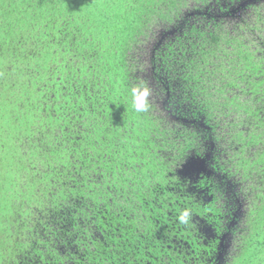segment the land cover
Here are the masks:
<instances>
[{
    "label": "trees",
    "instance_id": "trees-1",
    "mask_svg": "<svg viewBox=\"0 0 264 264\" xmlns=\"http://www.w3.org/2000/svg\"><path fill=\"white\" fill-rule=\"evenodd\" d=\"M180 4L0 0V264L158 263V247L145 245L157 241L158 228L161 235L185 238L193 233L191 222H178L181 211L191 209L197 225V216L207 218L205 210L216 208L208 200L205 206L195 182L190 194L180 169L169 167L207 153L220 174L199 180L211 186L205 192H230L233 201L242 194L241 180L234 177L238 170L259 173L251 229L236 262L247 247L264 248V56L256 60L241 33L227 41L236 43L239 64L227 68L231 79L223 86L237 79L251 85L249 103L240 104L236 96L227 103L243 109L244 119L255 125L249 140L243 129L230 140L258 146L253 158L237 146V171L221 161L226 142L211 124L217 103H204L187 84L202 86L207 59L217 56L223 42L220 32L212 31L207 43H192L185 58L190 47L185 49L184 39L179 59L171 43L168 51L158 49L160 65L151 71L167 94L166 109L182 112L179 119L200 136L198 142L173 141L179 151L166 161L161 150L169 141L159 137V119L131 107L130 87L138 79L128 54L153 16L177 24L184 36L204 33L195 23L185 24L188 13L179 14ZM218 6L221 14L210 11L206 18L216 22L231 14V4ZM197 63L206 71L192 76ZM188 101L189 109H183ZM250 251L264 264V257Z\"/></svg>",
    "mask_w": 264,
    "mask_h": 264
},
{
    "label": "rangeland",
    "instance_id": "rangeland-1",
    "mask_svg": "<svg viewBox=\"0 0 264 264\" xmlns=\"http://www.w3.org/2000/svg\"><path fill=\"white\" fill-rule=\"evenodd\" d=\"M181 4L178 5L180 8L179 14H186L187 25L195 23L199 26L201 31L204 33L201 36L193 34L183 35L182 32L177 31V24L168 22L166 19H159V17L153 16L154 19L150 20L146 26L144 32L138 37V41L133 45L131 51L128 54V62L132 66L134 76L137 77V84L141 81L146 82L152 89L151 96V107L148 113L154 114L160 121L159 137L161 140L169 141L165 145L164 149L161 150V155L164 156L166 161L174 159V155L179 151L172 145V142L178 140L179 144L185 145L187 142L194 138L193 142H198L200 136L193 135L189 129H186L182 124L180 117H184L182 112L177 111L173 106L166 109L168 105L166 101L167 94L162 89V86L156 82L155 78L151 76V71L155 69L156 65H160V61L156 58L158 55V49L160 51H168V44H173L177 49L174 52V57L179 59L178 54L182 52L179 48L181 40L185 43V49L190 47V52L186 50L183 58L191 53L192 43H207L210 39V33L220 32L223 42L219 45L217 56H211L207 59V71L204 63H197V66L193 67L192 76L195 72H199L201 68L205 69L206 74L202 81V86H195L193 80H190L187 84L190 85L188 90L192 91L198 99H202L204 103L216 102L217 106L215 114L211 117V124L214 126V134L220 136V141L226 142L224 151L222 152L221 161L227 166H232L231 171H237V146L239 144L244 145L243 154L246 156H255L257 147L255 144H248L246 140L237 142L230 140V136L236 134L240 130H244L243 135H247L246 138L249 140V133L252 130L254 124L249 123L246 118L243 109H236L233 104L227 103L232 97L236 96V101L241 103H249L251 95L249 93L251 85H247L242 80H236V83L229 86H223L228 84L227 82L231 79L228 75L227 68L234 69L238 67V57L236 53V43L229 44L227 41L229 38L239 36L241 33V41L251 53L256 56V60H259L264 56V0H177ZM227 3L231 4V14L227 17H222L218 21H212L210 18H206V13L215 11L217 16L221 14L219 12V4L227 6ZM194 6V7H193ZM243 7H246L244 10ZM242 8V9H241ZM174 9L172 13L176 10ZM174 14V13H173ZM182 17L178 22H183ZM216 23H220L219 27ZM166 26H170L166 29ZM185 28V27H184ZM200 34V33H198ZM210 46L207 45L206 48ZM177 54V55H176ZM181 68L179 63L176 68ZM243 66H239L241 68ZM252 77L258 78L250 72ZM190 75V76H191ZM193 79V78H192ZM190 102L182 104L183 109H189ZM168 114V115H167ZM169 116L173 117L174 120L167 119ZM251 124V125H250ZM189 126V125H188ZM158 157V155L156 156ZM186 158V157H185ZM182 157L181 159H185ZM185 161L173 162L171 161L169 167L172 169H180ZM244 169L238 170L237 176H234L241 180V190L243 199L247 200L246 209H254L256 204V182L259 180V173H249L247 170L243 174ZM243 177V178H242ZM229 186V185H228ZM230 192L224 195H219L218 204L226 206L228 202H232ZM241 200V199H240ZM252 217V215H251ZM250 218V216H249ZM247 231L242 235L241 240L245 242V236L248 235L251 224L249 221L246 222ZM249 250V251H248ZM256 251L261 256V260L264 257V248H256L253 245L246 248L245 253L238 259L235 264H248V262H254V264H260L256 258H251V251ZM247 251V253H246ZM252 253V254H255ZM259 256V255H256Z\"/></svg>",
    "mask_w": 264,
    "mask_h": 264
},
{
    "label": "flooded vegetation",
    "instance_id": "flooded-vegetation-1",
    "mask_svg": "<svg viewBox=\"0 0 264 264\" xmlns=\"http://www.w3.org/2000/svg\"><path fill=\"white\" fill-rule=\"evenodd\" d=\"M213 173L220 174V171H213ZM182 179H184V184L189 186L187 190L190 194L196 191L195 183L200 187L198 197L203 200L204 204L211 194H215L211 202L216 208L213 211L209 208L205 210L207 218L197 216L199 220L197 225H194L196 218H193L190 224L193 235L188 234L185 238L161 235L162 229L158 228L157 241L145 244L158 247V263L153 264H235L236 257L243 251L241 237L247 231L246 222H250L251 210L245 208L247 200L245 201L241 194L236 199V203L228 202L226 206H221L218 204L220 194L215 193L216 190L208 191L209 194L203 189L206 187L211 189V186H202L198 183L199 180H205L204 177H199L192 185L191 179ZM207 183L208 181L206 185ZM172 219V216L167 217V221H172Z\"/></svg>",
    "mask_w": 264,
    "mask_h": 264
},
{
    "label": "clouds",
    "instance_id": "clouds-1",
    "mask_svg": "<svg viewBox=\"0 0 264 264\" xmlns=\"http://www.w3.org/2000/svg\"><path fill=\"white\" fill-rule=\"evenodd\" d=\"M152 89L144 81L134 84L130 87L131 107L137 113L149 111L151 107ZM193 212L189 208L181 211L177 217L182 225H188L192 220Z\"/></svg>",
    "mask_w": 264,
    "mask_h": 264
},
{
    "label": "water",
    "instance_id": "water-1",
    "mask_svg": "<svg viewBox=\"0 0 264 264\" xmlns=\"http://www.w3.org/2000/svg\"><path fill=\"white\" fill-rule=\"evenodd\" d=\"M210 159L211 155L209 153L206 155L199 154L197 156H191L182 164L179 174L182 178L191 179V182L196 181L199 177L203 178L205 175L209 177L214 171V169L210 167V162H208ZM214 197V194H211L207 200L210 202ZM236 199L232 202L236 203Z\"/></svg>",
    "mask_w": 264,
    "mask_h": 264
}]
</instances>
